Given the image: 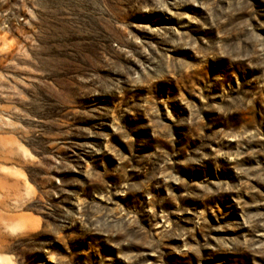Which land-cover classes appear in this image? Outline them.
Masks as SVG:
<instances>
[{
    "label": "clouds",
    "instance_id": "clouds-1",
    "mask_svg": "<svg viewBox=\"0 0 264 264\" xmlns=\"http://www.w3.org/2000/svg\"><path fill=\"white\" fill-rule=\"evenodd\" d=\"M191 3L196 0H0L3 30L22 38L0 56V169L23 172L32 192L0 172V257L7 258L0 264H163L166 241H184L171 248L182 256L199 257L200 247H211L189 246L194 229L174 227L163 206L176 204L180 215L186 211L181 199L240 190L208 180L189 184L173 171L196 173L210 163L219 168L218 158L231 161L234 154L213 142L249 137L243 129L233 134L217 126L236 113L259 110L264 117V36L258 34L264 10L256 12L252 0H200L206 22L172 11ZM155 13L174 17L178 27L134 23ZM240 13L246 18L235 22ZM184 20L236 41L197 40L180 30L188 27ZM137 27L148 38L130 31ZM78 117L99 124L85 133L72 127ZM83 134L99 142L72 145L84 151L74 166L59 153L71 143L64 138ZM66 172L81 178L54 175ZM173 183L184 189L180 197ZM206 223L203 213L194 221L195 228ZM152 256L155 262L147 259Z\"/></svg>",
    "mask_w": 264,
    "mask_h": 264
},
{
    "label": "rangeland",
    "instance_id": "rangeland-1",
    "mask_svg": "<svg viewBox=\"0 0 264 264\" xmlns=\"http://www.w3.org/2000/svg\"><path fill=\"white\" fill-rule=\"evenodd\" d=\"M199 3L200 0H196V3L182 5L180 8H172V11L180 12L186 17H191L193 20L206 22L207 13L203 8L199 7ZM252 5L258 13L264 10V4L260 3V0H252ZM23 15L27 18V14ZM246 15L245 13H240L234 18V21L238 22L241 17L246 18ZM261 19L264 20V17H261ZM134 23L146 27H157L165 24L178 27L174 17L164 19L160 13L138 16ZM182 23L187 24L188 27L181 28L180 30L189 32L197 40L201 37L209 39V36H212L225 46L231 45L236 41L235 35H219L215 28L201 29L198 24L189 23L188 20H184ZM3 25L4 22L0 20V56L7 53L9 49H12L18 40H22L19 33L4 31ZM21 26L26 33L30 32L23 24ZM8 27L11 28L12 24L9 23ZM130 31H133L142 41L149 36L148 33L142 32L140 27L130 29ZM258 34L264 36V30H259ZM150 42L155 43L154 40ZM129 66L139 70V66L134 61H130ZM217 67L222 68L223 65H218ZM2 75L3 73H0V76ZM2 85L3 81L0 79V86ZM186 95H188V99L191 102L198 105L201 103L198 97L187 93ZM209 102L211 103V101ZM79 111L84 112L88 111V109L81 108ZM53 118L55 119L56 117ZM161 119L165 124L170 123V121L164 118L163 109H161ZM205 119H208L207 114L205 115ZM107 122H110V120ZM121 122L125 123V121ZM126 123L129 126H134V122L130 120ZM97 124H99V120L78 117L72 124V127L86 133L87 131H94L93 126ZM219 129H223L225 133L233 134H238L243 129L244 135L249 138L237 141L233 137L223 140L221 144L213 142V148L234 154L231 161L218 158L217 163L220 165L219 168H216L215 164L210 163L203 170L189 173L182 172L179 166H177L173 171V175L189 184L202 183L208 180L214 184L224 183L238 187L240 190L238 192L222 193L219 196L210 197L204 201L191 198L181 199L179 206L182 209H186V211H183L180 215L175 214L176 204L168 203L163 206V211L170 213L169 221L173 223L174 227L179 225L184 230L194 229L193 236L195 239L192 236L187 237L189 246L195 247L206 243L211 245L210 248L200 247L199 257H195L193 253L182 256L172 252L171 248L184 246V241L176 239L166 241V244L169 246L161 249L163 264H264V226H262L264 225V182L256 178L264 176V117L261 116L259 110L256 112L236 113L233 114V118L229 123L219 124L217 130ZM102 130L109 131L107 128ZM140 134L143 135V130H141ZM249 134L253 135L249 136ZM160 135H166L163 128L160 129ZM64 139L71 143L62 149L59 155L74 166L82 163L80 156L84 154V151L82 148L73 147L72 145H88L99 142L98 137L87 134L73 135ZM117 139L114 137L113 143L116 147H120ZM159 143L161 145L165 144L164 141H159ZM239 145H242V147H239ZM20 151L26 158L29 157L30 154L26 147L21 146ZM206 151L211 153V149ZM84 158L88 159L87 155ZM0 172L16 177L18 180H23L27 189L26 194H32L23 172L15 168H2ZM54 175L61 180L81 178L79 172L54 173ZM74 187L70 185L69 190H74ZM171 190L177 197H180L184 189L179 184L173 183ZM157 211H160V209L158 208ZM200 213H203L207 223L202 224L200 228H195L194 221ZM160 223L162 224L163 222L161 221ZM145 226L147 227V225ZM253 240L260 242L253 247L251 245ZM60 247H63V245ZM132 249L134 251H149L148 249H142L139 245H133ZM4 259L7 258L0 257V260ZM37 259L42 260L43 257H38ZM147 259L155 262L156 257L152 256Z\"/></svg>",
    "mask_w": 264,
    "mask_h": 264
},
{
    "label": "bare ground",
    "instance_id": "bare-ground-1",
    "mask_svg": "<svg viewBox=\"0 0 264 264\" xmlns=\"http://www.w3.org/2000/svg\"><path fill=\"white\" fill-rule=\"evenodd\" d=\"M258 240H259V239H258ZM258 240H253V242H252L251 245H252L253 247H255V246L260 242V241H258Z\"/></svg>",
    "mask_w": 264,
    "mask_h": 264
}]
</instances>
